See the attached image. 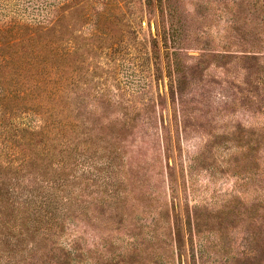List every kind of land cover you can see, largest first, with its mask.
<instances>
[{
    "label": "rangeland",
    "instance_id": "rangeland-1",
    "mask_svg": "<svg viewBox=\"0 0 264 264\" xmlns=\"http://www.w3.org/2000/svg\"><path fill=\"white\" fill-rule=\"evenodd\" d=\"M36 1L3 14H70V0ZM244 1L113 0L107 42L89 20L57 22L49 40L82 48L66 66L74 158L61 173L51 141L45 179L12 181L56 222L0 214V264H264V23ZM80 2L83 15L106 0Z\"/></svg>",
    "mask_w": 264,
    "mask_h": 264
},
{
    "label": "trees",
    "instance_id": "trees-1",
    "mask_svg": "<svg viewBox=\"0 0 264 264\" xmlns=\"http://www.w3.org/2000/svg\"><path fill=\"white\" fill-rule=\"evenodd\" d=\"M10 1L0 0V214L7 216L8 210H11L15 220L23 222L26 218L23 225L27 231L31 230L28 223H32L38 232L42 231L40 226H47L46 231H49L56 220L49 214L47 202L44 203L45 209L42 205L40 212H32L36 206H31L29 196L22 199L19 194L15 195V185L12 184L22 172L45 179L48 175L45 161L49 160L53 149L51 141L56 140L63 146L59 150L61 173L65 174L70 169L68 162L74 158L73 149L67 144L71 142L69 136H74L79 124L74 122L68 109L66 66L69 58L81 56L82 48L77 42L78 37L69 40V50L68 46L56 45L48 37L54 34L57 22L68 17L70 20L77 19L75 23H79V19L89 20L93 24L92 38L109 41L111 38L103 31L102 24L111 18L109 11L113 0H106L102 11L83 15L85 5L80 0H70L68 16L65 17L63 7H59L56 14L58 21L49 20L46 16L31 24L3 14L6 3ZM16 2L20 8L23 6L21 0ZM244 2L253 9L255 19L264 23V0ZM33 3L38 10L48 9L46 0ZM146 3L152 5L153 0H146ZM48 24H52V27ZM90 48L97 49L95 46ZM24 114L27 118H34V123L23 124L21 120ZM92 125V129H86L89 134L97 131ZM83 149L89 152L91 145L84 143ZM3 159L7 160L6 166L1 164ZM36 219L38 222H35ZM23 234L24 231L19 233ZM4 236L0 226V243Z\"/></svg>",
    "mask_w": 264,
    "mask_h": 264
}]
</instances>
